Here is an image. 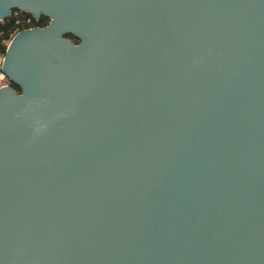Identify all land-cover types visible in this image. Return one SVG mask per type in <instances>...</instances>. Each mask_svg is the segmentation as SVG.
I'll list each match as a JSON object with an SVG mask.
<instances>
[{
	"label": "water",
	"instance_id": "95a60500",
	"mask_svg": "<svg viewBox=\"0 0 264 264\" xmlns=\"http://www.w3.org/2000/svg\"><path fill=\"white\" fill-rule=\"evenodd\" d=\"M15 9L0 264H264V0Z\"/></svg>",
	"mask_w": 264,
	"mask_h": 264
},
{
	"label": "trees",
	"instance_id": "16d2710c",
	"mask_svg": "<svg viewBox=\"0 0 264 264\" xmlns=\"http://www.w3.org/2000/svg\"><path fill=\"white\" fill-rule=\"evenodd\" d=\"M27 17L31 19L29 22L26 21ZM48 23L49 19L44 16H41L36 20L28 12H23L19 9L12 10L8 17L0 20V56L4 55L8 43L18 31L32 27H44L48 25ZM66 36L72 39L75 43L78 42L73 36ZM8 85H10L15 91H20L18 86L9 80Z\"/></svg>",
	"mask_w": 264,
	"mask_h": 264
},
{
	"label": "rangeland",
	"instance_id": "374dc122",
	"mask_svg": "<svg viewBox=\"0 0 264 264\" xmlns=\"http://www.w3.org/2000/svg\"><path fill=\"white\" fill-rule=\"evenodd\" d=\"M3 56H0V67H1V62H2ZM8 84L7 78L4 76V74L1 72L0 69V85Z\"/></svg>",
	"mask_w": 264,
	"mask_h": 264
},
{
	"label": "built area",
	"instance_id": "2783aa9c",
	"mask_svg": "<svg viewBox=\"0 0 264 264\" xmlns=\"http://www.w3.org/2000/svg\"><path fill=\"white\" fill-rule=\"evenodd\" d=\"M31 19L29 17L26 18V21L29 22Z\"/></svg>",
	"mask_w": 264,
	"mask_h": 264
}]
</instances>
